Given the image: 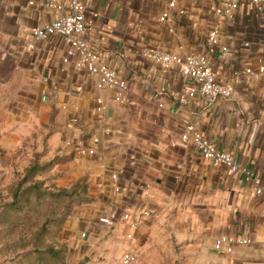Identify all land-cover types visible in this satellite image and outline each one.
Masks as SVG:
<instances>
[{
	"label": "crops",
	"instance_id": "crops-1",
	"mask_svg": "<svg viewBox=\"0 0 264 264\" xmlns=\"http://www.w3.org/2000/svg\"><path fill=\"white\" fill-rule=\"evenodd\" d=\"M48 1L0 0V147H43L54 181L83 188L64 228L70 262L87 255L109 264L127 250L140 258L164 246L169 264H264V198L256 185L182 139L194 123L264 186V71H247L264 65V1L241 0L229 16L216 11L223 0H177L185 11L161 20L168 0H82L88 16L98 11L87 37L127 79L124 102L64 60L61 35L35 37L33 27L70 9L69 0H58L62 9ZM214 28L218 43L210 40ZM156 49L207 54L234 96L212 103L191 96L189 77L157 61ZM144 209L150 214L135 227L100 220ZM222 234L232 239L231 251L216 249ZM245 236L251 241L238 242Z\"/></svg>",
	"mask_w": 264,
	"mask_h": 264
},
{
	"label": "rangeland",
	"instance_id": "rangeland-1",
	"mask_svg": "<svg viewBox=\"0 0 264 264\" xmlns=\"http://www.w3.org/2000/svg\"><path fill=\"white\" fill-rule=\"evenodd\" d=\"M43 149L0 147V264H101L87 255L70 262L64 228L83 201L82 189L54 181L52 157ZM163 247L130 264H169ZM109 264L122 263L115 257Z\"/></svg>",
	"mask_w": 264,
	"mask_h": 264
},
{
	"label": "built area",
	"instance_id": "built-area-1",
	"mask_svg": "<svg viewBox=\"0 0 264 264\" xmlns=\"http://www.w3.org/2000/svg\"><path fill=\"white\" fill-rule=\"evenodd\" d=\"M252 1L258 4L264 0ZM167 2L169 9L164 10L160 14L161 20H165L169 17L174 10L177 13H183L185 11L178 6L177 0H168ZM240 2L241 0H223L222 4L216 7V11L231 16L240 6ZM47 4L58 9L63 8V3L58 0L48 1ZM69 6L70 9L62 13L58 18L33 27V34L38 38L53 34L61 35L68 44L64 60H73L78 68L84 69L92 75H95L99 86L114 88V98L117 101H126L128 93V82L126 77L115 67L102 61L99 51L94 48L87 37V31L91 27L94 17L98 15V11L94 10L92 11V15L88 16L85 12V4L82 0H69ZM217 33V28L211 30L210 40L212 43H218ZM224 49H227V47H224ZM145 52L148 53L149 51L146 49ZM152 53L154 58L166 67L172 65H179L181 67L182 72L191 80V87L189 90L191 96L199 93L206 96L209 103L216 101L219 97L232 98L234 96V85L223 83L216 79L213 70V62L207 54H179L160 49H156ZM247 71L259 75L264 71V65H261L258 71H254L250 67L247 68ZM101 108L102 106L99 107V109ZM182 139L184 141L192 139L204 158L210 159L216 164H224L231 171L240 173L244 179L253 181L256 185V192L264 198V186L262 185L260 177L254 175L252 169L238 159L234 153L220 148L217 143L203 135L194 123H188L186 125V129L182 134ZM78 149L83 152L95 151L94 148L87 146H79ZM113 177H118V174L113 173ZM120 188V186L116 187L117 190H120ZM149 214L150 211L148 209H144L136 215H132L127 211L122 214L111 212L100 217V220L104 223L113 225L116 221L122 219L128 221L132 227H135ZM128 236H132V233H129ZM250 241L251 238L248 236L238 239V242L241 243H248ZM224 245H226L228 251L233 249L234 243L226 234L219 235L215 243L217 250H221ZM262 245L264 246V242ZM137 259L138 252L127 250L121 255L119 261L122 264H130L137 261Z\"/></svg>",
	"mask_w": 264,
	"mask_h": 264
},
{
	"label": "trees",
	"instance_id": "trees-1",
	"mask_svg": "<svg viewBox=\"0 0 264 264\" xmlns=\"http://www.w3.org/2000/svg\"><path fill=\"white\" fill-rule=\"evenodd\" d=\"M78 186H79V187H81V185H79V184H75V185H73L72 187H74V188H75V187H78ZM81 189L83 190V188H82V187H81ZM82 190H81V191H82ZM82 198H83V197H82Z\"/></svg>",
	"mask_w": 264,
	"mask_h": 264
}]
</instances>
